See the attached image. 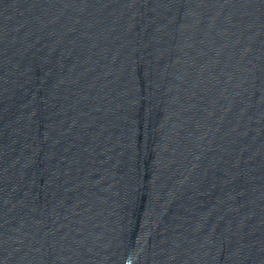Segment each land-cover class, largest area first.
<instances>
[{"label": "water", "instance_id": "95a60500", "mask_svg": "<svg viewBox=\"0 0 264 264\" xmlns=\"http://www.w3.org/2000/svg\"><path fill=\"white\" fill-rule=\"evenodd\" d=\"M264 0H0V264H260Z\"/></svg>", "mask_w": 264, "mask_h": 264}]
</instances>
